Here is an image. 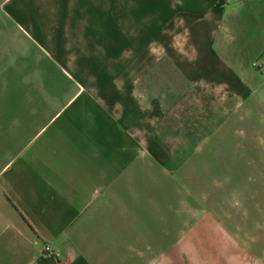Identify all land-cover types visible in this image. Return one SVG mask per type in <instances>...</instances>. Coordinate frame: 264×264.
Instances as JSON below:
<instances>
[{
  "label": "crops",
  "instance_id": "1",
  "mask_svg": "<svg viewBox=\"0 0 264 264\" xmlns=\"http://www.w3.org/2000/svg\"><path fill=\"white\" fill-rule=\"evenodd\" d=\"M32 1L0 0V264H160L181 170L264 123V0Z\"/></svg>",
  "mask_w": 264,
  "mask_h": 264
},
{
  "label": "rangeland",
  "instance_id": "2",
  "mask_svg": "<svg viewBox=\"0 0 264 264\" xmlns=\"http://www.w3.org/2000/svg\"><path fill=\"white\" fill-rule=\"evenodd\" d=\"M57 1L48 0L50 10ZM41 2L33 0L32 6ZM145 4L149 9L151 0ZM145 12L149 24L152 17ZM237 124L217 135L204 158L181 170L178 177L190 187L184 195L193 206L181 213L187 222L178 224V235L189 237L177 238L160 264H264V123Z\"/></svg>",
  "mask_w": 264,
  "mask_h": 264
},
{
  "label": "built area",
  "instance_id": "3",
  "mask_svg": "<svg viewBox=\"0 0 264 264\" xmlns=\"http://www.w3.org/2000/svg\"><path fill=\"white\" fill-rule=\"evenodd\" d=\"M253 67L254 68H257V65L254 64ZM42 252L44 254H47V255L51 256V257H57L56 252L52 251L49 247H44L43 250H42Z\"/></svg>",
  "mask_w": 264,
  "mask_h": 264
}]
</instances>
